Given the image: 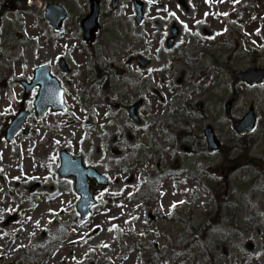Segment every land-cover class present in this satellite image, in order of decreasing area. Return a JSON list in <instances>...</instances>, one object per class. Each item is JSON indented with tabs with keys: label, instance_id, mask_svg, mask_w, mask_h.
Here are the masks:
<instances>
[{
	"label": "rangeland",
	"instance_id": "374dc122",
	"mask_svg": "<svg viewBox=\"0 0 264 264\" xmlns=\"http://www.w3.org/2000/svg\"><path fill=\"white\" fill-rule=\"evenodd\" d=\"M13 1L0 29V264H264V173L218 169L223 156L200 136L210 124L229 144L227 105L239 118L253 109L255 145L233 157L264 158V83L235 79L264 67V0H100L90 43L80 27L89 0ZM49 2L70 14L59 30ZM43 64L70 110L29 117L9 143L7 118L37 97L21 81ZM138 100L139 123L129 115ZM63 150L110 181L87 220L73 179L58 173Z\"/></svg>",
	"mask_w": 264,
	"mask_h": 264
},
{
	"label": "water",
	"instance_id": "95a60500",
	"mask_svg": "<svg viewBox=\"0 0 264 264\" xmlns=\"http://www.w3.org/2000/svg\"><path fill=\"white\" fill-rule=\"evenodd\" d=\"M118 0H113V6L115 7ZM139 20L141 19V9L138 7ZM100 13V5L98 0H91V11L82 20V27L84 28V39L91 40L98 29V16ZM47 17L51 20L55 28H59L62 21L67 17V12L59 4H50L47 9ZM1 25V20H0ZM264 32V28H263ZM64 65V61L62 60ZM146 64V61L142 63ZM65 67V66H64ZM66 68V67H65ZM238 79L246 81L250 84L260 83L264 81V68H252L238 74ZM40 86L39 95L35 101L36 110L38 116H41L45 110L52 106L54 111L67 110V106L64 103V89L61 87L60 82L50 75V68L48 66L38 67L35 70V78L33 83L27 86L30 90L35 85ZM141 102L136 103L131 107V115L133 118H137L135 110ZM25 113H21L14 123L10 126L8 134L12 137L21 127L24 122ZM255 126V117L253 111L248 113L243 120L235 124V128L238 133L246 134L251 131ZM206 135L211 149H218L220 147L219 142L216 140L215 134L211 128L206 129ZM61 173L64 176L74 175L76 177V189L81 195V200L78 203V208L81 211L84 218L90 215V207L95 203L93 198L94 192L90 191L89 179L94 180L98 186L108 185V179L92 168H84L80 158L74 159L70 154L63 153V165Z\"/></svg>",
	"mask_w": 264,
	"mask_h": 264
},
{
	"label": "trees",
	"instance_id": "16d2710c",
	"mask_svg": "<svg viewBox=\"0 0 264 264\" xmlns=\"http://www.w3.org/2000/svg\"><path fill=\"white\" fill-rule=\"evenodd\" d=\"M234 145H236L237 147H240V148H243V144L242 143H240L238 140H235V144ZM225 149V147H223V150ZM252 161V163L254 162V164L258 167V168H260V169H264V160L263 159H257V158H252L251 160H250V162Z\"/></svg>",
	"mask_w": 264,
	"mask_h": 264
},
{
	"label": "snow or ice",
	"instance_id": "6c2138e0",
	"mask_svg": "<svg viewBox=\"0 0 264 264\" xmlns=\"http://www.w3.org/2000/svg\"><path fill=\"white\" fill-rule=\"evenodd\" d=\"M225 15H227V13H225ZM173 207H174V205H173Z\"/></svg>",
	"mask_w": 264,
	"mask_h": 264
},
{
	"label": "flooded vegetation",
	"instance_id": "af4514ba",
	"mask_svg": "<svg viewBox=\"0 0 264 264\" xmlns=\"http://www.w3.org/2000/svg\"><path fill=\"white\" fill-rule=\"evenodd\" d=\"M3 12V11H2ZM22 107V106H21Z\"/></svg>",
	"mask_w": 264,
	"mask_h": 264
}]
</instances>
